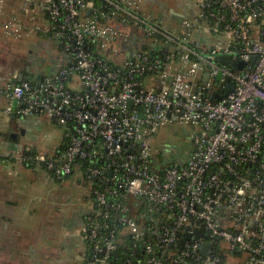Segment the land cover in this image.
Wrapping results in <instances>:
<instances>
[{"label":"built area","instance_id":"built-area-1","mask_svg":"<svg viewBox=\"0 0 264 264\" xmlns=\"http://www.w3.org/2000/svg\"><path fill=\"white\" fill-rule=\"evenodd\" d=\"M141 2L18 0L6 35L52 37L65 56L54 73L0 89L4 113L44 115L66 139L21 160L92 184L84 264H264V0H199L178 31ZM174 122L188 147L165 160L151 140ZM123 236L140 258L113 261Z\"/></svg>","mask_w":264,"mask_h":264},{"label":"crops","instance_id":"crops-1","mask_svg":"<svg viewBox=\"0 0 264 264\" xmlns=\"http://www.w3.org/2000/svg\"><path fill=\"white\" fill-rule=\"evenodd\" d=\"M198 3L199 0H142L140 12L164 28L178 31L183 29L185 21H192L197 15ZM19 7L18 0H11L0 14V61L7 45L16 39L6 35L4 21L11 11H18ZM35 36L25 40L28 43L44 41L53 49L56 45L55 72L65 61L59 44L52 37H46L49 39L45 41L40 39V35ZM192 39L205 46L211 43L208 35L197 33V30L193 32ZM10 60L0 67V89L19 75L22 79L42 76L32 65ZM8 102L0 91V264H84L86 245L82 231L85 218L94 206L92 184L80 177L88 187L75 199L70 197L66 203H57L53 198V182H65L74 173L57 178L41 167L22 161L21 156L27 150L37 153V147L53 151L43 153L45 155L53 154L61 147L63 129H53L43 145L25 143V140L33 141L30 138L33 126L41 124L43 119L40 116L43 115L6 114L3 110Z\"/></svg>","mask_w":264,"mask_h":264},{"label":"rangeland","instance_id":"rangeland-1","mask_svg":"<svg viewBox=\"0 0 264 264\" xmlns=\"http://www.w3.org/2000/svg\"><path fill=\"white\" fill-rule=\"evenodd\" d=\"M35 35L37 34H31L27 37H16L17 40L12 38L15 42L13 41L10 46L7 45V48L4 51L5 55L0 61V67L10 63V59H12L13 63L18 62V64L21 65L25 63L32 65L31 67L35 69L38 75H47L54 72L56 68L55 65L57 63V57L55 55V51H57L56 45L53 49V47L49 48V45L44 41L39 40L28 43L25 40L28 37H36ZM42 38L45 41H48L49 39L41 36L40 39ZM148 79L149 78H147L146 81ZM146 86L149 87L150 85L146 84ZM40 117L43 119L41 124H35L33 126L32 137H30L33 141L30 142V140H25V143L43 145L46 143V141H48L53 129H58L60 131L62 130L58 124L46 116L43 115ZM187 133L188 127L175 122L163 126L151 140L152 148L156 151L154 155L157 156L158 152L161 151L165 160H180L183 156H185L186 148L188 147ZM36 150L38 151L37 153L53 152L47 151L46 149H40V147H37ZM79 175V170L77 169L67 181L57 183L53 182V198L57 203H66V200H70L71 198L75 199L77 194H80L86 187H88V185L83 184V180Z\"/></svg>","mask_w":264,"mask_h":264},{"label":"trees","instance_id":"trees-1","mask_svg":"<svg viewBox=\"0 0 264 264\" xmlns=\"http://www.w3.org/2000/svg\"><path fill=\"white\" fill-rule=\"evenodd\" d=\"M13 81L15 83L18 82L17 79H14ZM65 142H66V139H63V142H62L61 147L59 148V150H62L64 148ZM95 187H99V186H97V184H96ZM131 244H132V241L130 240V238L128 236H123L122 243L119 245L118 249L114 252L115 256L113 258V261L114 260H115V262L122 261L131 252L133 253L132 258L134 260L140 258L141 255H142V252H141L142 248L140 247V245H138V247H136L135 250L134 249L132 250ZM85 245H86L85 257L88 258L89 257V253L91 251L90 250L91 246H90L89 242H86Z\"/></svg>","mask_w":264,"mask_h":264},{"label":"water","instance_id":"water-1","mask_svg":"<svg viewBox=\"0 0 264 264\" xmlns=\"http://www.w3.org/2000/svg\"><path fill=\"white\" fill-rule=\"evenodd\" d=\"M216 60L224 64H230L232 67L235 66V60L234 58H231L230 56H220V57H217ZM251 60H253V57H251ZM244 64H245V61L239 62L238 68H242ZM17 79L20 81L22 79V76L19 75ZM231 88L232 86L229 87L228 89H231ZM208 246H209L208 243H203L201 245V251L205 252Z\"/></svg>","mask_w":264,"mask_h":264}]
</instances>
